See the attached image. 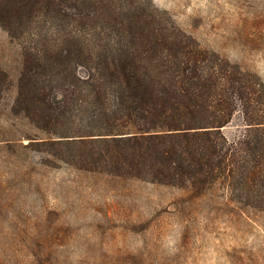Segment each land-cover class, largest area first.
Here are the masks:
<instances>
[{
    "label": "trees",
    "instance_id": "16d2710c",
    "mask_svg": "<svg viewBox=\"0 0 264 264\" xmlns=\"http://www.w3.org/2000/svg\"><path fill=\"white\" fill-rule=\"evenodd\" d=\"M0 25L22 49L15 109L63 161L196 195L222 185L264 211L259 74L152 0H0ZM238 110L247 127L232 143L222 128Z\"/></svg>",
    "mask_w": 264,
    "mask_h": 264
},
{
    "label": "rangeland",
    "instance_id": "374dc122",
    "mask_svg": "<svg viewBox=\"0 0 264 264\" xmlns=\"http://www.w3.org/2000/svg\"><path fill=\"white\" fill-rule=\"evenodd\" d=\"M215 50L264 79V0H152ZM21 45L0 25V264H264V211L206 193L79 169L14 103ZM2 79V74H0ZM238 110L222 128L246 131Z\"/></svg>",
    "mask_w": 264,
    "mask_h": 264
}]
</instances>
